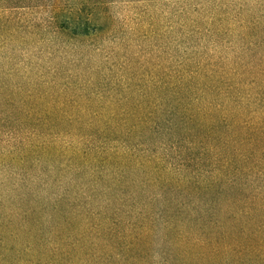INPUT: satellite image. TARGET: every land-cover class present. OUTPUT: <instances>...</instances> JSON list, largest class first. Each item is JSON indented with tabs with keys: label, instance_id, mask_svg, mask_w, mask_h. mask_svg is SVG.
<instances>
[{
	"label": "trees",
	"instance_id": "16d2710c",
	"mask_svg": "<svg viewBox=\"0 0 264 264\" xmlns=\"http://www.w3.org/2000/svg\"><path fill=\"white\" fill-rule=\"evenodd\" d=\"M25 1L33 0H0V168L21 176V187L41 180L51 187L44 168L67 162V176L78 186L89 179L108 184L98 193L106 198L100 210L118 204L114 216L97 213V190L88 186L83 201L76 195L69 198L67 237L56 234V241L40 228L43 220L36 211L4 212L0 206V264H67L85 245L81 238L88 234L79 230L81 226L102 234L95 243L87 241L92 246H144L148 233L140 223L145 213L137 207L155 197H145V186L168 197V226L173 205L186 202L180 215H196V227L206 233L200 240L214 250V260H224L220 256L227 249L228 257L237 262L253 259L252 254L238 253L245 247L255 254L264 247L263 238L257 244L249 236L264 234V188L238 181L263 175L259 163L246 165L259 152L260 163L264 161V87L258 84L263 72L253 67L261 61L257 51H264V13L258 5L249 10L256 16L249 21L247 0H183L180 32L195 52L175 58L154 50L159 26V15L149 9L154 4L133 7L137 26L124 32L116 22H107L110 15L104 6L82 0L68 8L67 28L53 31V42L67 44V65L77 68V74L67 73V104H56L44 100L49 94H38L40 83L30 72L6 84L9 71L23 70L16 68L18 64L9 67L18 57L11 50L36 46L32 23L19 18L20 10L33 9ZM53 12L58 16L61 6L55 4ZM96 18L106 24L93 26ZM222 47L239 58L221 56ZM95 57L102 62L90 73L84 64ZM32 67L30 62L31 71ZM227 182H232L228 192L221 187ZM116 214H127L130 221L115 220ZM230 223L242 225L230 226L239 238L227 239L224 226ZM178 228L182 229L174 231ZM181 235L178 245L196 241ZM262 259L261 253L253 260Z\"/></svg>",
	"mask_w": 264,
	"mask_h": 264
},
{
	"label": "rangeland",
	"instance_id": "374dc122",
	"mask_svg": "<svg viewBox=\"0 0 264 264\" xmlns=\"http://www.w3.org/2000/svg\"><path fill=\"white\" fill-rule=\"evenodd\" d=\"M183 0H91L92 3H97L98 6H104L106 11L110 15V22L114 21L117 23L118 28L124 32H131L137 23L135 22V15L133 7H147L148 4L151 5L152 13L156 12L159 15L156 20L158 23V36H155V39L152 40L154 43V50H156L158 55L161 56H178L182 57L184 55H192L191 53L195 52V49L192 43L186 42V39L180 32V26L182 23L178 18L179 10L183 9L184 2ZM27 2V1H25ZM243 3V2H242ZM55 4L61 6V13L56 16L54 15ZM82 4V0H33L31 3L29 1L25 6H31L33 9H25L19 11V18L31 22L33 25L36 46L30 47H20L17 46L11 50L12 54H16L18 57L15 61H11L9 67L12 68L14 65H17L16 68L20 66L23 68L21 72L9 71L7 66L5 70L9 71L7 73L6 84L10 86V83H15L16 81H21L24 79L23 75L27 72H30V75L34 78V81L39 82L38 84V94H49V98H44V100H49L51 103L56 104H67V73L72 74L71 72H76V66L67 65V44L61 46L60 42L52 41L53 31L59 27L67 28V23L69 22L70 16L67 13L68 8H73ZM245 4V14L248 16V20L256 17L249 10L253 6H257L258 10H261L264 13V0H247ZM259 4L261 6H259ZM92 5V4H91ZM136 12V10H135ZM252 17V18H251ZM264 24V19L261 21ZM71 27L75 26V23L70 22ZM104 25L105 21H101L99 18L93 20L92 25ZM127 39L128 36L120 35V39ZM232 40H229V42ZM264 46V41L261 42ZM234 44V42H233ZM231 44V46H234ZM108 45V44H107ZM238 48V44H235ZM227 47H222L218 49V52L221 53V56L228 57L230 61H236L239 58V55L235 52H230L226 50ZM255 56V55H253ZM256 57L261 59L257 61L258 65L253 66L254 68L262 70V76H260L261 81L258 80V84L264 87V51H257ZM71 58H69L70 60ZM254 59V58H253ZM248 62L247 59H244ZM34 64L33 70L29 69V63ZM102 58L95 57L93 62L84 64L90 73H95L96 68L101 64ZM108 67V66H107ZM77 74V72H76ZM3 79L0 78V82ZM249 81L246 82V84ZM264 112V108L261 110ZM261 144L264 146V139L261 141ZM262 158L261 152L253 156L250 162H247L246 165L252 166V163H259L260 170L263 175L254 174V176H244L241 181H238L240 185L250 184L252 188L259 190V188H264V161L260 163ZM51 164V163H50ZM53 164V163H52ZM66 164H54L53 166L45 167L42 174H45L47 182L51 184V187H48L43 180L36 182L35 184L29 187H21V176H16L10 174L5 168H0V206L4 212H11L12 210H17L20 213H24L29 210H34L37 212L36 216L42 218L43 223L40 228L44 233L49 234V236H54L53 241L57 240L55 237L56 234H64L67 237V202L74 195H76L80 200H84L88 195L84 193L85 190L89 188H95L97 190L95 196V211L104 212V216H114V207L118 204L117 202H112L109 210L104 208L100 210L101 203H104L103 200L106 198L99 196L98 193L105 192L107 190V183L105 184L102 181L88 180L84 182L81 186H78L77 182L71 181L72 179L67 176ZM65 169L64 171L62 169ZM54 171V173H48ZM40 173V172H38ZM37 172L35 174L39 175ZM12 176V177H10ZM15 177V179H13ZM17 177V178H16ZM19 177V178H18ZM7 179L5 182L4 179ZM231 179V176H229ZM20 180V181H19ZM141 180V179H140ZM232 180V179H231ZM143 181V180H141ZM140 181L139 184L142 182ZM235 181V180H234ZM28 182V181H26ZM237 182V181H235ZM232 182H227L224 186H221L224 189H227V192L231 189L230 186ZM30 188V191L29 189ZM146 192L145 197L149 196V193L154 194V200L146 198V201H141L140 206L137 207L139 212L145 213V216L142 217L141 226H146V244L144 246H138L134 249H125V248H107L103 249L99 246L89 245V242L95 243L94 239L101 238V233H91V230L87 226L84 228L79 227L80 231L87 232L84 238H81L82 244L84 245L82 250H76V253L71 260H67V264H264V260H253L255 256H260L261 253L264 254V247H259L256 250V253H250L245 250V247L239 252L242 257H246L249 254H252L253 259L249 258L244 259L243 261L237 262V260L228 257L230 250L223 251L221 253L222 258L214 260L212 254L214 250L212 248L206 249L204 246V241L200 240L201 237H206V233L200 232V229L196 227L198 219L196 220V215L191 216H181L180 213L185 211L186 208H182L181 204L186 203L184 200H179V203L176 202L173 205V220H171V226H168L167 222L170 220L169 210L165 209L166 197L162 195L161 191L154 190L150 186H145ZM111 190V189H110ZM233 192L229 193L230 195ZM28 195L24 200H20L24 195ZM118 194V191H117ZM70 198V199H69ZM20 201L17 204V201ZM264 202V201H263ZM80 212V211H79ZM135 214V213H133ZM132 215V214H130ZM60 218L64 219V222H60ZM103 220L106 217H102ZM101 218V219H102ZM91 218L90 223L93 222ZM115 220H122L123 222L130 221L127 214L115 216ZM97 223V222H95ZM167 224V225H166ZM182 224V225H181ZM184 224V225H183ZM232 223L225 225L224 228L229 232L228 238H239L235 236L237 233H232L230 230ZM192 225V229H187L186 226ZM237 226L242 228L240 223H234L232 226ZM182 229H177V232L174 231L175 228L179 227ZM233 226V227H234ZM181 230V231H180ZM242 230V229H241ZM184 233L185 236L188 235V238L196 239L195 243L192 244H179L178 240L181 233ZM240 233V231H237ZM253 232V231H252ZM79 232H76V236L79 237ZM188 233V234H187ZM244 235V234H243ZM250 238L254 243L261 242L260 238L264 239L263 235H257L250 233ZM51 240V239H50ZM40 240L35 239L33 242L39 244ZM202 241V242H201ZM67 243V242H66ZM67 246V244H66ZM185 246V247H184ZM251 248V247H250ZM253 248V247H252ZM244 251V252H242ZM223 253H226V258ZM232 254V253H231ZM235 253L234 255H238ZM230 256V255H229ZM221 260V261H220Z\"/></svg>",
	"mask_w": 264,
	"mask_h": 264
}]
</instances>
